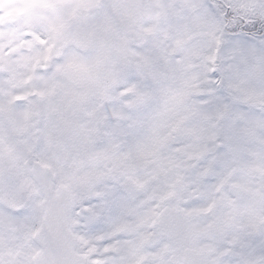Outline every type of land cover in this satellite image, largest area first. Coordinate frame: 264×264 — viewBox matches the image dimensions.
<instances>
[{
    "label": "snow or ice",
    "instance_id": "obj_1",
    "mask_svg": "<svg viewBox=\"0 0 264 264\" xmlns=\"http://www.w3.org/2000/svg\"><path fill=\"white\" fill-rule=\"evenodd\" d=\"M0 264H264V0H0Z\"/></svg>",
    "mask_w": 264,
    "mask_h": 264
}]
</instances>
